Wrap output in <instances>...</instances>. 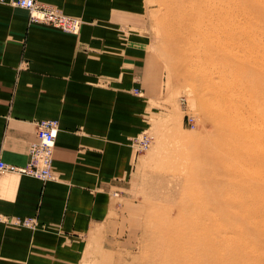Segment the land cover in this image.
<instances>
[{
	"label": "rangeland",
	"instance_id": "obj_1",
	"mask_svg": "<svg viewBox=\"0 0 264 264\" xmlns=\"http://www.w3.org/2000/svg\"><path fill=\"white\" fill-rule=\"evenodd\" d=\"M150 5L155 99L143 133L152 144L115 189L117 208L91 233L82 264H264V233L254 230H264V189H255L264 162L252 161L259 150L240 140L264 107V95L249 97L254 84L264 93V0L254 21L232 6L226 31L217 28L225 25L216 20L219 0ZM216 113L229 132L218 129ZM209 232L218 256L206 261Z\"/></svg>",
	"mask_w": 264,
	"mask_h": 264
},
{
	"label": "crops",
	"instance_id": "obj_2",
	"mask_svg": "<svg viewBox=\"0 0 264 264\" xmlns=\"http://www.w3.org/2000/svg\"><path fill=\"white\" fill-rule=\"evenodd\" d=\"M37 1L84 25L70 35L0 3V159L26 166L36 122L59 123L55 181L0 174V214L36 222L0 223V264H82L91 233L117 208L115 189L138 156L133 141L153 114L151 5Z\"/></svg>",
	"mask_w": 264,
	"mask_h": 264
},
{
	"label": "built area",
	"instance_id": "obj_3",
	"mask_svg": "<svg viewBox=\"0 0 264 264\" xmlns=\"http://www.w3.org/2000/svg\"><path fill=\"white\" fill-rule=\"evenodd\" d=\"M2 4H9L12 7L25 10L29 14L30 23L45 25L58 29L70 35H78L84 25L79 17L69 16L55 7L44 5L37 0H0ZM138 94V91H136ZM193 118L189 121L193 122ZM59 129L58 121L47 120L36 122V139L29 148V162L24 167L10 165L0 159V174H17L30 176L43 182L55 181L56 175L53 169V155L55 149L56 133ZM152 138L143 133L133 141V147L137 154L150 149ZM0 223L13 224L14 226L35 227V220L21 221L12 220L0 214Z\"/></svg>",
	"mask_w": 264,
	"mask_h": 264
},
{
	"label": "bare ground",
	"instance_id": "obj_4",
	"mask_svg": "<svg viewBox=\"0 0 264 264\" xmlns=\"http://www.w3.org/2000/svg\"><path fill=\"white\" fill-rule=\"evenodd\" d=\"M262 0H219V6H218V12H216V20L219 19L218 21L221 20V23L223 24L224 22V26L223 25H217V28H221V30H225L226 28L229 27V22L226 23V20H228V17L230 16V11H233L234 9L238 12V13H242L243 16H246L247 18H252L251 20L254 21V18H257L258 15V8L260 6V2ZM218 5V4H217ZM232 6L234 7V9L232 8ZM234 10V12H236ZM236 12V13H237ZM232 13V12H231ZM215 14V13H214ZM213 16V15H212ZM237 18V17H236ZM248 18V19H249ZM238 20V19H236ZM235 21H233L234 23ZM238 22V21H237ZM236 22V23H237ZM220 23V22H219ZM238 25V24H236ZM232 26V25H230ZM243 27V26H242ZM234 28V27H233ZM254 28V27H253ZM237 30H240L239 27H236ZM236 30V31H237ZM228 32V31H227ZM226 32V33H227ZM238 32V31H237ZM227 39V38H226ZM222 40V39H221ZM236 42H239L238 39H235ZM222 42V41H221ZM257 42V41H256ZM223 45V44H222ZM231 45V44H230ZM224 47V46H223ZM226 48V47H224ZM228 49V48H227ZM226 49V50H227ZM219 50V49H218ZM224 51V49H223ZM230 51V50H229ZM228 51V52H229ZM220 52L221 49H220ZM227 52V51H226ZM224 53V52H223ZM231 71V70H230ZM251 74V73H250ZM257 73H255L254 75H257ZM228 75V74H227ZM252 75V74H251ZM244 76H248L247 72L241 73L240 77L244 78ZM251 77V76H250ZM263 87L258 85V84H254L253 88H252V94L249 95L252 103H258L259 99L262 95H264V93L262 92ZM249 99V98H247ZM263 99V97H262ZM261 99V100H262ZM260 105V104H259ZM262 109L260 111H258L255 115H253L252 117H249V119L252 121H250V123L246 124L247 125V130L245 131H241V137L240 140L242 141V143H248L252 146H254L256 149H258L259 151H256V155L254 157V159H252V161H263L264 162V107H261ZM214 114V113H213ZM215 117H218L219 121H217V126L218 129L221 130V132L223 133H227L231 130V127H229V125H226L223 123L222 119H221V115L220 113H216L214 115ZM246 117V116H245ZM254 121V122H253ZM221 138H223V136H221ZM260 188V189H264V183L262 181V183H258L257 186H255L256 188ZM257 195H261L260 193H255V195L253 197H258ZM257 200V199H256ZM258 211L254 212V215H251L250 217H241L242 219H255L257 217ZM238 220L239 217H238ZM241 221V220H240ZM201 222V221H200ZM184 223V222H183ZM217 224V223H215ZM219 224V223H218ZM214 225V224H213ZM220 225V224H219ZM215 226V225H214ZM213 226V227H214ZM218 227V226H217ZM217 229V228H215ZM204 230V229H203ZM255 231L259 232V233H264L263 228H260V226H257L255 229ZM205 235V233H204ZM264 235V234H263ZM196 236V235H195ZM208 240H209V249H208V258L206 259V261L212 258V254H214V257L217 258L218 255H216L214 253V249H212L214 246H216L215 241H213V233L209 232L207 235ZM195 239V238H193ZM190 241V240H189ZM191 242V241H190ZM188 242V243H190ZM214 242V243H213ZM195 243V242H194ZM193 243V244H194ZM198 243V242H197ZM196 244V243H195ZM185 246V245H184ZM187 246V245H186ZM197 251V250H196ZM249 252V251H248ZM193 253V252H192ZM212 253V254H211ZM194 254V253H193ZM207 256V255H205ZM194 257V256H193ZM185 258V257H184ZM183 258V259H184ZM236 258V257H235ZM187 259V258H186ZM177 260V259H176ZM188 260V259H187ZM221 260V259H220ZM253 261V260H252ZM186 262V261H185ZM182 263H184L182 261ZM188 263V262H187ZM186 263V264H187ZM181 264V263H180Z\"/></svg>",
	"mask_w": 264,
	"mask_h": 264
}]
</instances>
